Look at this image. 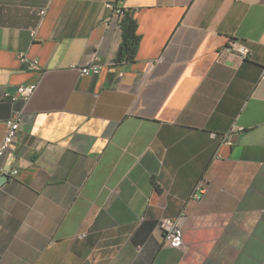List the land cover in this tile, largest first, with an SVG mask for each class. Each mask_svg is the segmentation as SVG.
Returning <instances> with one entry per match:
<instances>
[{"label":"crops","instance_id":"1","mask_svg":"<svg viewBox=\"0 0 264 264\" xmlns=\"http://www.w3.org/2000/svg\"><path fill=\"white\" fill-rule=\"evenodd\" d=\"M106 1L0 0V141L20 107L2 93L38 81L0 158L19 170L0 175V264H264V0H121L122 62ZM94 50L105 67L81 75ZM179 215L172 248L160 219Z\"/></svg>","mask_w":264,"mask_h":264},{"label":"built area","instance_id":"2","mask_svg":"<svg viewBox=\"0 0 264 264\" xmlns=\"http://www.w3.org/2000/svg\"><path fill=\"white\" fill-rule=\"evenodd\" d=\"M105 7L110 10L111 16L118 20L125 9L121 5V0H116L114 2L106 1ZM41 13H43V11H41ZM222 50L228 54H235L242 60L249 58L251 54L250 48L236 38H229L223 45ZM19 57L24 63H26L28 69H34L39 66L38 60L35 58H28L23 53H20ZM103 67H105V63L101 61L97 50H94L88 55L82 64L75 68L81 75L91 76L100 73ZM260 79H264V64L261 67ZM37 85L38 81L28 84H19L15 87L14 91H4L2 93L3 100L10 103H19L20 107L15 109L12 115L5 120L4 134L0 141V158L9 154L13 150L14 143L19 137L20 123L24 108L35 93ZM242 130L243 128L241 126L233 125L226 132L220 134L210 132V137L219 139L222 143L232 144V136ZM18 172L19 170L17 167H5L0 163V175H4L9 179H14L18 175ZM160 227L162 229L163 242L165 245L172 248H179L182 246L183 224L181 215L174 218H161ZM78 236L82 235L79 234Z\"/></svg>","mask_w":264,"mask_h":264},{"label":"trees","instance_id":"3","mask_svg":"<svg viewBox=\"0 0 264 264\" xmlns=\"http://www.w3.org/2000/svg\"><path fill=\"white\" fill-rule=\"evenodd\" d=\"M119 25L121 29V41L116 53L115 62L132 61L138 46L139 35L136 32V24L131 10L124 9L119 19Z\"/></svg>","mask_w":264,"mask_h":264}]
</instances>
